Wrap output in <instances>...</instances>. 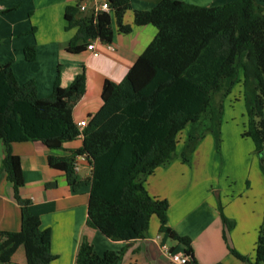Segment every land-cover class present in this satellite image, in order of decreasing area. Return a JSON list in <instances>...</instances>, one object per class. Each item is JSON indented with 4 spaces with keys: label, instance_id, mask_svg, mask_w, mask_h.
Masks as SVG:
<instances>
[{
    "label": "trees",
    "instance_id": "1",
    "mask_svg": "<svg viewBox=\"0 0 264 264\" xmlns=\"http://www.w3.org/2000/svg\"><path fill=\"white\" fill-rule=\"evenodd\" d=\"M130 1L104 0L108 12L82 13V1L65 8V30H76L66 49L71 54L85 51L90 42L110 44L115 30L123 35L133 26L156 30L124 79L118 84L104 82L102 106L83 129L72 120V109L85 91L83 74L67 88L56 79L51 95L40 99L34 82H17L11 62L0 65L1 170L12 185L21 215L18 232L0 231V264H10L19 248L26 264H51L57 259L51 253L50 230H42L40 223L41 216L54 211V204L35 205L21 197V161L11 152L15 143L40 142L49 150H61L81 138L79 149L65 157L49 156L47 162L65 174L73 192L89 187L87 227L110 241L130 242L143 239L155 217L159 233L185 247L187 264H197L190 240L167 226L169 204L151 197L145 180L177 158L189 165L207 135L219 151L222 99L235 88L245 105L242 137L252 142L264 177V0H234L220 6L161 0L126 25L123 18ZM35 54L34 47L24 50L27 62H33ZM187 127L177 155L178 136ZM77 156L89 164L88 178L75 175ZM218 210L229 253L243 263L264 264V210L252 262L229 245L227 234L234 221L224 216L220 204ZM124 253L122 249L97 255L84 241L75 264H119Z\"/></svg>",
    "mask_w": 264,
    "mask_h": 264
},
{
    "label": "crops",
    "instance_id": "2",
    "mask_svg": "<svg viewBox=\"0 0 264 264\" xmlns=\"http://www.w3.org/2000/svg\"><path fill=\"white\" fill-rule=\"evenodd\" d=\"M81 1L85 3L88 13L95 11L104 2L0 0V65L11 62L17 82L20 85L34 82L40 99L51 95L56 79L62 88H67L78 75L83 74L85 91L72 109V120L76 125L80 121H88L90 116L99 111L104 82L120 83L156 34L152 26H133L127 35L115 30L110 44L95 42L98 57H93L87 50L71 54L66 49L68 42L76 35V30H65L64 12L67 6H74ZM160 1L131 0V8L123 18L124 24L132 25L136 14L151 10ZM175 1L197 6H220L229 0ZM27 47L35 48L36 57L33 62H27L24 58ZM206 140L213 144L207 135L192 154L191 165L187 166L177 158L170 165L157 168L146 178L145 189L151 197L168 202L167 226L177 235L190 240L197 264H249L237 260L229 253L222 237L224 229L218 204L222 206L224 216L234 221L233 229L227 234L229 245L252 262L264 210V183L257 180L254 184L249 181L252 172L253 181L260 178L253 167L255 152H250L251 167L246 178L248 187L246 185L239 192V196L246 192L247 200H243L239 203L240 207L236 208L232 206V199L236 196L234 188L220 187L213 182L212 168L215 161L211 156L210 143ZM81 145V138L64 144L61 150H49L40 142L11 145L12 154L21 161V197L35 205L54 204V211L40 219L41 229L50 230L51 253L57 257L51 264H75L78 249L84 241L91 245L97 255L124 249L119 264H171L161 253V247L165 245L177 253H183L185 247L160 234L159 222L155 217L150 220L146 236L130 242L110 241L98 231L87 227L89 187L73 192L65 174L51 169L47 162L49 156H69ZM2 159L3 149L0 144V231L18 232L20 209L13 198L12 185L1 170ZM203 159L207 160V164ZM75 164L77 178L90 176L91 168L84 157L77 156ZM240 173L245 174V171ZM230 175L233 178L234 173L231 171ZM251 194L253 196L249 197ZM229 196L232 198L230 201ZM10 264H26L22 248L15 252Z\"/></svg>",
    "mask_w": 264,
    "mask_h": 264
},
{
    "label": "rangeland",
    "instance_id": "3",
    "mask_svg": "<svg viewBox=\"0 0 264 264\" xmlns=\"http://www.w3.org/2000/svg\"><path fill=\"white\" fill-rule=\"evenodd\" d=\"M234 0H229L228 2H232ZM258 3H262L263 0H257ZM217 101H220V98L217 97ZM222 106H223V112H222V120H221V145L219 148V151H216L214 148V141L213 138L208 135L210 140V147H211V156L213 157V161H215L214 166L212 170L214 171V178L213 182L216 185H219L220 187L229 188L233 187V192L235 193V197L232 199L231 196H229V201L232 199V206H235L236 208H239L243 200H247V194L246 192L244 195L239 196V192L243 191L244 187L247 185L248 182H246V178L249 174V170L251 167V154L250 152H255L254 157V171L257 173L258 179H255L253 181L252 178H254L253 172L250 175L249 181L256 184V181H260L264 183V177L262 176L261 170H260V159L255 151V148L252 144V142L242 137V127L244 129V125L246 122L245 118V105L244 102L241 100V95L239 90H236V88L232 91V93L227 96L226 98L222 99ZM188 130V127L179 134V143L176 148V154L178 155L181 152L182 143L185 139L186 132ZM241 132V134L239 133ZM242 138L243 140H241ZM210 157V156H209ZM180 160V159H179ZM205 164H207V160L203 159ZM187 165V164H185ZM191 165V162L190 164ZM188 166V165H187ZM233 172V178L230 175V172ZM245 171V174H241L240 172ZM230 176V177H229ZM253 194L249 195V197H252ZM252 201V199H249ZM252 205V204H248ZM232 212V210H231ZM257 241V239H256ZM255 241V243H256ZM171 243V241H169Z\"/></svg>",
    "mask_w": 264,
    "mask_h": 264
},
{
    "label": "built area",
    "instance_id": "4",
    "mask_svg": "<svg viewBox=\"0 0 264 264\" xmlns=\"http://www.w3.org/2000/svg\"><path fill=\"white\" fill-rule=\"evenodd\" d=\"M80 11L82 13L87 11L85 3L80 5ZM95 11L96 12H98V11H107L108 12L109 7L105 2H102V3H100L99 7ZM108 49L111 50L112 47L109 46ZM86 50L89 53H91L93 55V57H98V52H97L96 47H95V42H90L87 45ZM86 122L87 121H85V120L80 121L77 125L79 127V129H83L86 126ZM74 170L77 172V165L76 164L74 165ZM161 253L166 257V259L171 264H187L189 262L188 256H185L183 253L174 252V250H171L169 247H167L165 245H163L161 247Z\"/></svg>",
    "mask_w": 264,
    "mask_h": 264
}]
</instances>
